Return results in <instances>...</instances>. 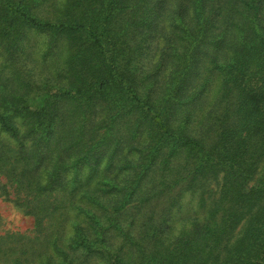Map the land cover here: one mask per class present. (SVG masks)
Listing matches in <instances>:
<instances>
[{
    "label": "trees",
    "instance_id": "trees-1",
    "mask_svg": "<svg viewBox=\"0 0 264 264\" xmlns=\"http://www.w3.org/2000/svg\"><path fill=\"white\" fill-rule=\"evenodd\" d=\"M0 264H264V0H0Z\"/></svg>",
    "mask_w": 264,
    "mask_h": 264
},
{
    "label": "rangeland",
    "instance_id": "rangeland-1",
    "mask_svg": "<svg viewBox=\"0 0 264 264\" xmlns=\"http://www.w3.org/2000/svg\"><path fill=\"white\" fill-rule=\"evenodd\" d=\"M32 229L33 219L0 197V234L4 231L29 234Z\"/></svg>",
    "mask_w": 264,
    "mask_h": 264
}]
</instances>
